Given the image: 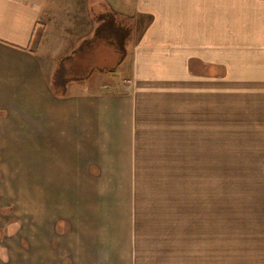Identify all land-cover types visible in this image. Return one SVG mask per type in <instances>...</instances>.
<instances>
[{
  "label": "crops",
  "instance_id": "obj_1",
  "mask_svg": "<svg viewBox=\"0 0 264 264\" xmlns=\"http://www.w3.org/2000/svg\"><path fill=\"white\" fill-rule=\"evenodd\" d=\"M138 28L128 80L112 82L114 92L79 81L56 91L59 66ZM219 127L227 142L257 144L238 156H264V0H0V264H137L153 181L120 156H184L187 133L215 139ZM101 156H114L112 168ZM255 157L221 192L236 223L226 232L257 242L251 254L264 264ZM193 172L165 178L162 192L195 193L210 210L216 175Z\"/></svg>",
  "mask_w": 264,
  "mask_h": 264
},
{
  "label": "rangeland",
  "instance_id": "obj_2",
  "mask_svg": "<svg viewBox=\"0 0 264 264\" xmlns=\"http://www.w3.org/2000/svg\"><path fill=\"white\" fill-rule=\"evenodd\" d=\"M143 20L139 19L138 22L145 24L146 20ZM122 23L125 24L124 21ZM123 33L126 36L124 41H121L120 33H109L100 42L99 47L93 46L91 49H86L80 54L79 59L76 56L74 60L70 61L71 63L59 66L54 77L56 91L63 92L67 89L66 84L79 81V83L83 82L88 85L90 90L96 89L99 93L109 90L112 93L115 91L109 88V86L114 87L112 82L127 81L129 77L128 69H126L127 61H129L127 56L130 54L131 48L133 49V46L140 42L144 33L143 29L141 31L139 28L137 32ZM115 49L124 53L123 59L122 53L116 52ZM229 116L231 117L232 113H229ZM188 123L187 120V125ZM222 131L219 127V136L215 138L216 140L208 136L194 138L193 133H187L184 156L181 153L180 156L178 153L170 156L157 153L151 156H120L123 169L127 167L148 170L151 172V177L145 178H148L150 182L153 181V187L150 186V188L149 184L151 183H149L142 192V195L147 196V201L141 200L140 202L141 216L148 217L150 227L147 230V241H141L143 244L142 255L138 257L137 264L259 263V257L251 254L255 250L254 245L257 242L238 239V236H242H232L226 232L227 225L235 227L236 223L233 220L235 218L227 212L226 193L221 192L225 188L227 174L232 170L248 168L254 164L252 158L255 156H238L237 154L247 151L258 153L259 148L257 144L241 143L249 140L247 138L234 137L232 143L227 142L228 139L220 136L223 134ZM199 140L203 143H195ZM73 157L74 168H76L78 164L76 157L78 156ZM257 157V160L263 159L262 168H264V156L255 158ZM101 159H104V168H112L114 156H101ZM26 164L28 169H33L31 158L26 159ZM180 169L187 170V175L194 174V170H203L207 172V175L210 173V175H216V177L207 176V180L216 179L217 181V206L215 205L209 210L210 206L205 202V198L200 195L196 197L193 195L195 193L186 192V200L185 198L179 199L178 192L165 194L164 191L163 193L162 181L165 178L173 179L172 174L176 175ZM165 171L170 173L169 177L164 176ZM188 177L185 178L189 180ZM197 179L203 178L197 177ZM205 209H207L206 212ZM150 228L152 229L150 230ZM143 229L144 234L145 228Z\"/></svg>",
  "mask_w": 264,
  "mask_h": 264
},
{
  "label": "trees",
  "instance_id": "obj_3",
  "mask_svg": "<svg viewBox=\"0 0 264 264\" xmlns=\"http://www.w3.org/2000/svg\"><path fill=\"white\" fill-rule=\"evenodd\" d=\"M106 19H107V18H105V20H106ZM106 21L108 22L109 20H106ZM107 22H106V23H107ZM112 23H113V22H112ZM102 25H104V24H102ZM108 25H111V24H108ZM117 34H118V33H117ZM120 34H121V35H119V36H122L121 41H124V39H125L126 36L123 35V34H124L123 32H121ZM115 50H116V49H115ZM117 51H119V50H116V52H117ZM119 53H122V52L119 51ZM121 57H122V59H123V57H124V53L121 54ZM110 72H111V71H110Z\"/></svg>",
  "mask_w": 264,
  "mask_h": 264
}]
</instances>
